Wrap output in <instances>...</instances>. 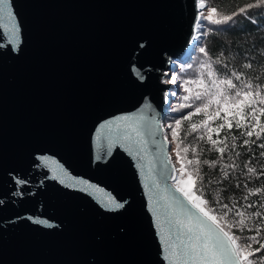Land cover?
I'll use <instances>...</instances> for the list:
<instances>
[{
    "label": "water",
    "instance_id": "95a60500",
    "mask_svg": "<svg viewBox=\"0 0 264 264\" xmlns=\"http://www.w3.org/2000/svg\"><path fill=\"white\" fill-rule=\"evenodd\" d=\"M11 7V20L0 12V264H172L164 197L191 206L159 176L166 157L176 168L164 78L191 50L200 0ZM142 109L164 126L159 152L146 133V152L111 143L117 118Z\"/></svg>",
    "mask_w": 264,
    "mask_h": 264
},
{
    "label": "snow or ice",
    "instance_id": "6c2138e0",
    "mask_svg": "<svg viewBox=\"0 0 264 264\" xmlns=\"http://www.w3.org/2000/svg\"><path fill=\"white\" fill-rule=\"evenodd\" d=\"M200 7L203 9L206 5L201 3ZM260 7H264V0H256L255 3H248L246 7H239L238 11L222 15L220 7L213 6L208 9L206 16L204 13H201V16L211 23L222 24L232 21L237 15L246 14L251 8ZM0 12L7 19L14 18L11 0H0ZM197 27L200 25L197 24ZM199 51L205 57L208 56L203 46L199 47ZM215 63L222 65V68L214 70L213 64L205 61L201 66L199 78L185 82L188 87L184 90L189 95L183 99L190 103L181 107L191 108L192 111L166 125L171 131L163 136V142H168L169 135L177 142L176 156L180 167L169 168L171 159L166 157L161 161L159 176L165 183L169 178L175 180L176 183L172 187L191 207H186L184 202L175 196L165 195L170 208L165 246L172 264H264V255H261L264 253V199L249 201L250 196H264V184L249 188L251 181L248 180L249 177H264V167L258 171L256 167L249 166L251 159L244 164L242 171L246 174L248 182L244 183L243 188L248 191L238 199L225 198L221 193L227 189H213V180L205 181L200 171L202 164L216 168L217 164L225 159L226 153L228 159H232L233 153L239 157L241 153L236 151L238 139L241 141V147L255 145L264 150V85H254L237 71H224L228 64L219 58ZM252 67V63L243 65L245 69ZM170 82L176 83L175 78H170ZM143 112L144 109L137 116L118 117L116 123L120 134L111 143L118 140L134 143L139 154L141 151H147L144 147L148 142L144 139L146 133L159 152L163 143L157 142L156 137L163 134L164 126L157 124L155 117L147 118ZM194 117L202 118L193 120ZM216 121L220 122L215 123ZM120 122L130 123H126L121 129ZM185 122H188L187 125ZM113 123L108 121L107 125L101 127H111ZM234 127L236 133L232 132ZM193 133L197 134L193 137L194 141L205 142L211 146L208 151L214 149L218 153L217 160L201 161L200 156L205 149L199 148L198 143L189 142L187 146L181 147L185 139ZM253 137L255 139H252ZM190 151L192 158L187 157ZM259 156L264 157V151H260ZM236 168L235 160L223 164L220 167L223 176H218L215 183L222 184ZM170 173L179 174L170 176ZM154 183L159 188V182ZM235 187L240 189L241 184L237 183ZM95 191L107 195L109 204L115 203L111 195L104 193L103 189L96 188ZM164 191L166 192V189ZM123 206L122 203L116 204L117 208ZM250 209L253 211L249 212Z\"/></svg>",
    "mask_w": 264,
    "mask_h": 264
},
{
    "label": "trees",
    "instance_id": "16d2710c",
    "mask_svg": "<svg viewBox=\"0 0 264 264\" xmlns=\"http://www.w3.org/2000/svg\"><path fill=\"white\" fill-rule=\"evenodd\" d=\"M200 2L204 3L208 9L213 6H219L221 14L223 15L238 11L239 7H246L248 3H255L256 0H200ZM200 46H203L207 50V57L200 53ZM192 47L191 49L194 50L195 54L193 56L190 55V58L188 57L190 60V70L183 75L181 81L184 88L188 87L185 83L186 81L199 78L201 66L205 61H210L213 64L214 70L222 68V65H217L215 63L217 58L228 64V68L224 69V71H237L245 75L246 79L251 81L254 85L257 83L264 85V7L251 8L246 14L237 15L228 23L214 24L209 21H207V23H200V27H197ZM247 63H252L253 67L251 69L243 68V65ZM262 93H264V88H262ZM186 95L189 94L185 91L180 94L178 111L173 113L174 118L171 119L170 122L166 120V129L167 124L174 123L176 119H180L185 114L192 111L191 108L181 107L182 105L190 103V101L183 99ZM200 118L202 117H194L193 120H198ZM219 122L220 121H216L215 123ZM187 123L188 122H185V125H187ZM170 131V129H167V133ZM232 132L236 133L235 127L232 129ZM223 134L222 132L221 135ZM195 135L197 134L193 133L188 136L184 141V145H181V147L187 146L189 142L198 143L199 148L205 149L200 156L201 161L205 159L209 161L217 160L218 153L214 149L208 151L207 149L211 146L205 142L194 141L193 137ZM213 138H216L215 134H213ZM170 139L172 153L176 156L177 142L173 141L171 136ZM252 139H255V137ZM260 142L261 141H257V143ZM236 143V151L241 153L239 157H236L233 153L232 159H228V154L226 153L225 159L220 161L216 168H209L203 164L200 166L201 175L204 176L205 181L208 179L213 180V189H227V191L221 193L225 198L231 197L238 199L246 194L248 189H244L243 185L248 182V180L251 181L249 183V188H256L264 184V177H249L248 180H246V174L242 171L244 164L247 163L249 159H251V164L249 166L256 167L258 171L260 168L264 167V157L259 156V152L264 150L257 148L255 145H251L248 148L241 147L240 139H238ZM187 157L192 158L191 151L187 154ZM232 160H235L237 168L222 184H216V178L218 176L222 178L223 176L222 172H220V167L225 163H232ZM237 183L241 184L240 189L235 187ZM214 194L215 193H213V195ZM205 198H208L207 192ZM257 199H264V196L259 198L255 196L249 197V201H256ZM251 211L253 210L250 209L249 212ZM255 247H258V245H255ZM261 255H264V253H261Z\"/></svg>",
    "mask_w": 264,
    "mask_h": 264
},
{
    "label": "rangeland",
    "instance_id": "374dc122",
    "mask_svg": "<svg viewBox=\"0 0 264 264\" xmlns=\"http://www.w3.org/2000/svg\"><path fill=\"white\" fill-rule=\"evenodd\" d=\"M202 2H200L201 4ZM201 8V7H200ZM201 13H204V16L207 15L208 13V8H201ZM204 16H200V20H199V25L200 23H207V20L204 18ZM193 48V47H191ZM195 54L194 50H190L188 55L185 56L182 60H179L178 62L174 63V68H171L170 70H168L165 74V82H167L168 84H173L174 87H171V89L168 91L167 93V98H168V102H170V107H169V111H168V116H167V121H171V119L174 118L173 113L178 111L179 108V103H180V94H182L185 90L184 86L181 84L183 75L190 70V66H189V58L190 55L193 56ZM189 57V58H188ZM175 78L176 83H171L170 82V78ZM166 129V128H165ZM166 135H168L167 133V129L165 130ZM168 139H170V136H168ZM173 161L176 165V168L178 169L180 167V163L178 161V158L171 153ZM179 173H176V175H178ZM174 183H176V181L174 180Z\"/></svg>",
    "mask_w": 264,
    "mask_h": 264
}]
</instances>
